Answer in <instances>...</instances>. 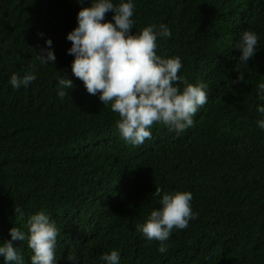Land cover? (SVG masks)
<instances>
[{
    "label": "trees",
    "instance_id": "obj_1",
    "mask_svg": "<svg viewBox=\"0 0 264 264\" xmlns=\"http://www.w3.org/2000/svg\"><path fill=\"white\" fill-rule=\"evenodd\" d=\"M91 2L0 0V182L11 183L1 177L23 170L31 182L18 178L31 185L23 194L32 201L21 216L0 191V245L18 227L26 239L15 247L31 264L21 221L44 211L54 215L60 233L56 264H106L101 256L111 251L120 253L119 264H264V240L257 237L259 227L264 234V130L256 123L264 119L257 111L264 106L258 89L264 0H132L133 33L167 25L172 35L157 38V55L179 57V75L204 83L208 95L190 128L177 134L154 123L151 138L138 146L120 137L118 114L71 71L66 37ZM112 16L106 13L103 22ZM245 30L258 44L242 65L235 43ZM46 40L55 55L51 65L36 60ZM33 64L37 79L14 89L11 75L22 77ZM59 75L73 83L68 97L58 96ZM237 76L244 79L235 83ZM88 141L94 150L74 145ZM156 188L191 192L197 214L187 228L173 229L166 253L136 230L161 207Z\"/></svg>",
    "mask_w": 264,
    "mask_h": 264
},
{
    "label": "clouds",
    "instance_id": "obj_2",
    "mask_svg": "<svg viewBox=\"0 0 264 264\" xmlns=\"http://www.w3.org/2000/svg\"><path fill=\"white\" fill-rule=\"evenodd\" d=\"M134 7L132 0H122L118 5L112 0H93L89 7L78 12L77 27L66 39L71 42L67 54L74 57L71 63L72 74L82 81L89 95L96 96L99 93L103 105H110L111 111L118 114L116 128L120 137L138 146L151 138L150 129L154 123H161L177 134L190 128L198 109L208 102V95L204 83L192 84L179 75L182 68L179 57L162 58L157 55V38L166 39L172 35L167 25L150 24L138 34L133 33ZM108 12L113 13V22H103ZM45 44L46 48L40 50L36 60L42 65H51L55 62L54 52L50 50L52 42L46 40ZM257 44L258 37L254 32L245 30L240 34L235 43V49L240 53V64L247 65L257 51ZM36 79V66L33 64L29 65V70L22 77L13 73L9 83L14 89H19L27 87ZM243 79V76H237L235 83ZM180 84L184 85L182 90ZM57 86L58 96L65 98L73 88V83L59 75ZM258 89L264 93V83H260ZM259 98L264 100V95ZM257 111L264 114V106L258 107ZM256 123L264 130V119ZM74 145L84 151L94 150L89 141ZM20 173L1 177L5 181L11 180V183L0 182V191L10 197L14 196L15 193L9 192L14 182H19L18 195L30 188L31 185L19 181L18 177H22L25 182H31L23 170ZM153 194L161 197V207L152 210L144 223L137 224L136 230L148 241H158L157 251L166 253L168 245L165 242L173 229L187 228L189 221L195 219L197 214L192 210L191 192L169 193L156 188ZM12 202L11 197V205ZM21 209L15 208L14 213L22 216ZM29 217L27 246L33 253L31 264H56V242L60 233L54 223V215L40 211L22 217V221ZM259 220L256 219V228ZM22 221L21 225L26 227ZM258 231L259 242L264 240V234L260 227ZM9 236L10 239L0 245V257L4 259L0 264H24V258L15 244L25 241V233L14 226L9 230ZM68 259L74 261L75 257ZM101 259L106 264H119L120 253L111 251L103 254Z\"/></svg>",
    "mask_w": 264,
    "mask_h": 264
},
{
    "label": "rangeland",
    "instance_id": "obj_3",
    "mask_svg": "<svg viewBox=\"0 0 264 264\" xmlns=\"http://www.w3.org/2000/svg\"><path fill=\"white\" fill-rule=\"evenodd\" d=\"M13 173L21 174L18 172H13ZM18 186H19V184L16 182L12 183V186H10L11 191H9V192L15 193L14 196H11L12 200H13V202H12L13 206L20 207V208H25L27 206H30L32 204L31 198H29L27 195H24L23 193H21V195L16 194ZM30 218L31 217L26 218L24 221H22V224H26L27 229L29 228L28 221Z\"/></svg>",
    "mask_w": 264,
    "mask_h": 264
},
{
    "label": "bare ground",
    "instance_id": "obj_4",
    "mask_svg": "<svg viewBox=\"0 0 264 264\" xmlns=\"http://www.w3.org/2000/svg\"><path fill=\"white\" fill-rule=\"evenodd\" d=\"M104 202L106 203L107 201L105 200V201H103L102 203H104ZM2 261H4V259H2Z\"/></svg>",
    "mask_w": 264,
    "mask_h": 264
}]
</instances>
